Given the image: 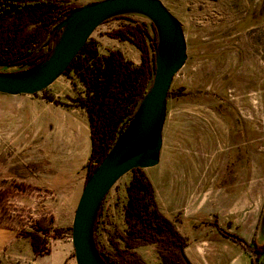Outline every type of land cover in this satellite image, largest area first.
<instances>
[{
	"label": "rangeland",
	"instance_id": "1",
	"mask_svg": "<svg viewBox=\"0 0 264 264\" xmlns=\"http://www.w3.org/2000/svg\"><path fill=\"white\" fill-rule=\"evenodd\" d=\"M70 1L82 6L102 0ZM160 1L181 23L188 57L168 93L159 164L143 169V173L154 188L160 212L187 239L183 253L191 264H252L251 260L253 264H264V254L256 257L251 240L259 227L257 244H264V0ZM137 21L147 19L132 14L98 27L89 40L96 44L99 56L117 51L131 68H137L141 63L140 50L108 35ZM149 29L153 34L150 26ZM24 69L0 65L3 73L15 74ZM28 96L56 107L86 112L83 100L87 91L75 67L47 89ZM211 126L218 127L212 159L205 166L212 172L206 175L203 170L196 186L182 193L185 205L176 202L168 207L162 201L167 180L161 176L170 166V182L178 179L176 189L188 188L185 185L195 171L190 170L186 158L197 161L204 157V132ZM157 175L160 184L155 180ZM133 176V172L123 176L104 199L97 242L113 254L129 257L136 253L144 264H165L157 244L128 249L122 239L127 231V188ZM16 189L17 186H10L0 194V203L7 211L14 209L13 201L20 195ZM193 199L196 208L189 211L187 207ZM39 204L46 206L44 201ZM27 216L21 220L24 218L23 223L30 226ZM196 248L202 255L187 254L188 249Z\"/></svg>",
	"mask_w": 264,
	"mask_h": 264
},
{
	"label": "trees",
	"instance_id": "2",
	"mask_svg": "<svg viewBox=\"0 0 264 264\" xmlns=\"http://www.w3.org/2000/svg\"><path fill=\"white\" fill-rule=\"evenodd\" d=\"M80 5L70 0H0V65L21 66L22 73L43 63L51 54L61 32L56 27ZM127 16V15H126ZM119 16L113 19H120ZM151 27L153 34L151 33ZM134 45L141 52V63L131 68L117 51L99 56L96 44L90 40L79 52L65 72L73 67L86 88L83 100L91 131V154L86 165V180L104 160L119 135L127 127L141 100L151 87L155 71V51L158 44L156 29L149 21L120 27L108 34ZM15 73V74H18ZM49 102L56 103L53 98ZM127 188L128 202L125 208L126 236H122L128 249L157 244L165 264H191L183 250L187 239L181 235L170 219L159 210L154 188L142 169H134ZM101 203L93 229L97 251L107 264H144L133 253L129 257L113 254L101 248L96 232L102 215ZM48 218L43 216L35 223L37 231H50ZM72 228L70 227L71 235ZM60 235L61 230H55ZM223 233L235 237L225 231ZM257 258L264 254V244L253 241ZM35 250H38V246ZM46 253L44 248L40 249ZM253 264V260H251Z\"/></svg>",
	"mask_w": 264,
	"mask_h": 264
},
{
	"label": "crops",
	"instance_id": "3",
	"mask_svg": "<svg viewBox=\"0 0 264 264\" xmlns=\"http://www.w3.org/2000/svg\"><path fill=\"white\" fill-rule=\"evenodd\" d=\"M216 128H206L207 136L204 132V157L197 161L186 158L189 165L200 167L201 173L206 170V175L212 172L205 166L212 159ZM90 154L91 131L86 112L56 107L28 95L0 94V194L10 186H17L15 192L20 194L13 201L14 209L7 211L0 203V264H76L68 229L85 184L83 168ZM169 169L161 176L162 180H167L162 201L168 207L176 202L185 205L182 193L193 186L188 182L185 185L188 188L176 189L179 180L170 182L173 174L171 169L168 173ZM159 179L157 175L155 180L160 184ZM41 201L46 206H41ZM195 208L196 200L193 199L187 209L193 211ZM22 213L28 215L30 226L23 223L24 218L21 220ZM8 214L12 215L8 217ZM43 216L48 218L50 225L46 234L35 228L36 221ZM258 225L256 221L254 227ZM55 230L62 233L58 235ZM257 233L251 236L256 243L259 227ZM187 254L202 255L199 248L188 249Z\"/></svg>",
	"mask_w": 264,
	"mask_h": 264
},
{
	"label": "water",
	"instance_id": "4",
	"mask_svg": "<svg viewBox=\"0 0 264 264\" xmlns=\"http://www.w3.org/2000/svg\"><path fill=\"white\" fill-rule=\"evenodd\" d=\"M132 14L145 17L156 29L155 76L127 127L84 184L71 225L76 264H107L93 237L101 203L123 176L159 164L168 93L188 57L181 23L160 0H102L82 5L56 27L60 37L43 63L18 74L0 72V94H38L65 74L98 27Z\"/></svg>",
	"mask_w": 264,
	"mask_h": 264
},
{
	"label": "bare ground",
	"instance_id": "5",
	"mask_svg": "<svg viewBox=\"0 0 264 264\" xmlns=\"http://www.w3.org/2000/svg\"><path fill=\"white\" fill-rule=\"evenodd\" d=\"M247 102V101H246ZM259 112V111H258ZM261 112V111H260ZM255 116H256V118H258L259 117V114L257 113V114H255ZM255 118V119H256ZM254 119V120H255ZM74 124V123H73ZM75 129V128H74ZM216 131L218 132V128H216ZM217 132H216V136H215V138L217 137ZM205 134H206V136H207V132H205ZM220 134V133H219ZM220 136V135H219ZM219 138V137H218ZM221 138V137H220ZM221 142V141H220ZM215 143H217V140L215 139ZM188 166H189V168H190V170L191 169H193L194 171V175L192 176V177H190V179L188 180V182H189V185L190 186H195L197 183H198V181H199V176H200V174H201V168L200 167H198V166H196L195 164H193V165H189L188 164Z\"/></svg>",
	"mask_w": 264,
	"mask_h": 264
}]
</instances>
